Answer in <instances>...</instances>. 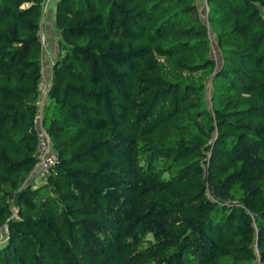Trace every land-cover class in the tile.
<instances>
[{
    "label": "trees",
    "instance_id": "16d2710c",
    "mask_svg": "<svg viewBox=\"0 0 264 264\" xmlns=\"http://www.w3.org/2000/svg\"><path fill=\"white\" fill-rule=\"evenodd\" d=\"M42 5L0 0V264H264V0H56L39 114Z\"/></svg>",
    "mask_w": 264,
    "mask_h": 264
},
{
    "label": "rangeland",
    "instance_id": "374dc122",
    "mask_svg": "<svg viewBox=\"0 0 264 264\" xmlns=\"http://www.w3.org/2000/svg\"><path fill=\"white\" fill-rule=\"evenodd\" d=\"M48 0H43V8L44 3ZM198 6V11L202 16L205 12V0H195ZM52 3V1H51ZM42 20L45 19V14L42 13L41 15ZM41 22V20H40ZM38 36L41 41L42 52H41V79L39 83H49L50 82V75H51V65L52 61L55 56L58 54V40H59V31L54 26L53 21H49L46 19L44 22L40 23V28L38 31ZM212 55L214 59L218 62L219 56L218 53L212 50ZM14 213L16 211L14 210ZM5 237V226L0 228V241L3 240ZM149 236H147V239ZM2 242V241H1ZM135 249L128 248L124 250V257L128 262H138L137 257L135 255Z\"/></svg>",
    "mask_w": 264,
    "mask_h": 264
},
{
    "label": "built area",
    "instance_id": "2783aa9c",
    "mask_svg": "<svg viewBox=\"0 0 264 264\" xmlns=\"http://www.w3.org/2000/svg\"><path fill=\"white\" fill-rule=\"evenodd\" d=\"M47 91V87L42 92V95L39 96L36 100V103L39 106V114H40V106L43 103V99L45 97ZM38 119V127L36 130V149H35V163L34 166L29 173V181L33 184L39 183L44 180L47 173L51 169L52 165L57 161V153L53 148L52 141L48 136L47 132L41 125V120L39 115ZM16 208L13 207V214Z\"/></svg>",
    "mask_w": 264,
    "mask_h": 264
},
{
    "label": "crops",
    "instance_id": "0c3cea01",
    "mask_svg": "<svg viewBox=\"0 0 264 264\" xmlns=\"http://www.w3.org/2000/svg\"><path fill=\"white\" fill-rule=\"evenodd\" d=\"M52 1V3H51ZM56 0H48L44 3V8H42V13L45 14V19L42 20L41 18V22H44L46 19H48L49 21H53V12H54V4H55ZM50 83H39V86L41 88L40 94L39 96L42 95V92L44 91V89L49 85Z\"/></svg>",
    "mask_w": 264,
    "mask_h": 264
}]
</instances>
